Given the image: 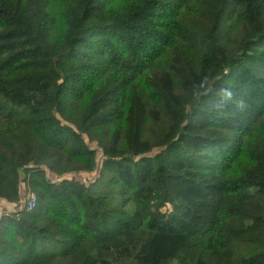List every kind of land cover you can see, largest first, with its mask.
Returning a JSON list of instances; mask_svg holds the SVG:
<instances>
[{
  "label": "trees",
  "instance_id": "16d2710c",
  "mask_svg": "<svg viewBox=\"0 0 264 264\" xmlns=\"http://www.w3.org/2000/svg\"><path fill=\"white\" fill-rule=\"evenodd\" d=\"M172 263L264 264V0H0V264Z\"/></svg>",
  "mask_w": 264,
  "mask_h": 264
},
{
  "label": "rangeland",
  "instance_id": "374dc122",
  "mask_svg": "<svg viewBox=\"0 0 264 264\" xmlns=\"http://www.w3.org/2000/svg\"><path fill=\"white\" fill-rule=\"evenodd\" d=\"M98 156L99 157L97 158V160L99 161L100 155H98ZM94 178H95V176L93 174H87V175H83V176L74 177V179H76V180H85L88 183L93 181ZM30 198L32 199V197H30ZM172 264H175V263H172Z\"/></svg>",
  "mask_w": 264,
  "mask_h": 264
},
{
  "label": "clouds",
  "instance_id": "9594fccd",
  "mask_svg": "<svg viewBox=\"0 0 264 264\" xmlns=\"http://www.w3.org/2000/svg\"><path fill=\"white\" fill-rule=\"evenodd\" d=\"M222 91L225 97H231L232 95L231 91H229L228 89H223Z\"/></svg>",
  "mask_w": 264,
  "mask_h": 264
},
{
  "label": "built area",
  "instance_id": "2783aa9c",
  "mask_svg": "<svg viewBox=\"0 0 264 264\" xmlns=\"http://www.w3.org/2000/svg\"><path fill=\"white\" fill-rule=\"evenodd\" d=\"M31 197H32V202L34 203L35 197L33 195ZM31 206H33V205H31Z\"/></svg>",
  "mask_w": 264,
  "mask_h": 264
}]
</instances>
